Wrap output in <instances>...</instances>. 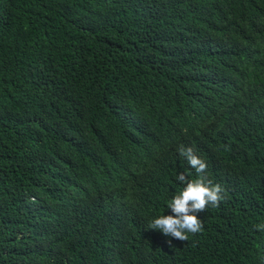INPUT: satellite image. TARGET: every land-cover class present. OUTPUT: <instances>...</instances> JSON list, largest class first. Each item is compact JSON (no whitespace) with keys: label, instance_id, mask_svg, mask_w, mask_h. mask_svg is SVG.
Returning <instances> with one entry per match:
<instances>
[{"label":"trees","instance_id":"obj_1","mask_svg":"<svg viewBox=\"0 0 264 264\" xmlns=\"http://www.w3.org/2000/svg\"><path fill=\"white\" fill-rule=\"evenodd\" d=\"M180 146L225 190L187 241ZM257 224L264 0H0V264H264Z\"/></svg>","mask_w":264,"mask_h":264},{"label":"clouds","instance_id":"obj_2","mask_svg":"<svg viewBox=\"0 0 264 264\" xmlns=\"http://www.w3.org/2000/svg\"><path fill=\"white\" fill-rule=\"evenodd\" d=\"M178 153L187 161L189 167L195 170L196 176L189 178L183 172L177 174L176 180L183 187L166 205L172 214L155 216L147 223V227L159 230L165 237L187 241L189 234L196 235L203 231L200 214L209 207H218L225 199V190L220 184L213 183L208 178L207 164L195 154L193 148L180 146ZM254 227L264 232V224H257Z\"/></svg>","mask_w":264,"mask_h":264}]
</instances>
